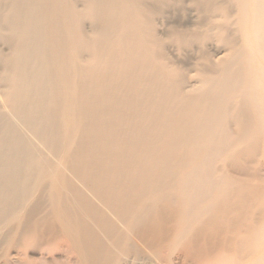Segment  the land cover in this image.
Segmentation results:
<instances>
[{"label":"bare ground","instance_id":"6f19581e","mask_svg":"<svg viewBox=\"0 0 264 264\" xmlns=\"http://www.w3.org/2000/svg\"><path fill=\"white\" fill-rule=\"evenodd\" d=\"M181 232L264 252V0H0V248Z\"/></svg>","mask_w":264,"mask_h":264},{"label":"rangeland","instance_id":"374dc122","mask_svg":"<svg viewBox=\"0 0 264 264\" xmlns=\"http://www.w3.org/2000/svg\"><path fill=\"white\" fill-rule=\"evenodd\" d=\"M190 236L191 233H177L167 243H162L159 250L142 248L139 255L130 252L122 256L121 264H230L224 258L211 261L194 253L188 248ZM34 239L37 238L22 237L19 243L6 242L0 248V264H81L80 257L66 239L46 244L42 240L36 243ZM241 260L238 264H264V252L256 251Z\"/></svg>","mask_w":264,"mask_h":264}]
</instances>
